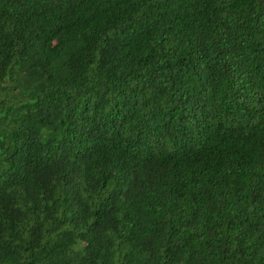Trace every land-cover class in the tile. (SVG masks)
<instances>
[{"label": "trees", "instance_id": "obj_1", "mask_svg": "<svg viewBox=\"0 0 264 264\" xmlns=\"http://www.w3.org/2000/svg\"><path fill=\"white\" fill-rule=\"evenodd\" d=\"M0 264H264V0H0Z\"/></svg>", "mask_w": 264, "mask_h": 264}]
</instances>
